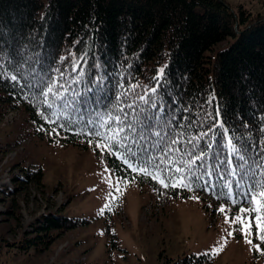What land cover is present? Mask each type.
I'll return each instance as SVG.
<instances>
[{
  "label": "trees",
  "instance_id": "trees-1",
  "mask_svg": "<svg viewBox=\"0 0 264 264\" xmlns=\"http://www.w3.org/2000/svg\"><path fill=\"white\" fill-rule=\"evenodd\" d=\"M0 102L24 110L42 137L93 147L126 181L162 187L139 171L159 165L162 178L190 185L164 187L173 198L236 210L248 186L264 181V14L224 0H0ZM88 222L47 213L0 244L46 252ZM205 262L192 254L163 264Z\"/></svg>",
  "mask_w": 264,
  "mask_h": 264
},
{
  "label": "rangeland",
  "instance_id": "rangeland-1",
  "mask_svg": "<svg viewBox=\"0 0 264 264\" xmlns=\"http://www.w3.org/2000/svg\"><path fill=\"white\" fill-rule=\"evenodd\" d=\"M224 1L235 11L244 6L264 14V0ZM39 131L24 110L0 102V240L20 239L47 213L89 222L46 252L19 253L2 242L4 264H163L192 254L209 256L204 264H264L253 247L264 249L255 228L250 245L219 211L223 205L231 218L238 208L196 195L173 198L164 187L126 181L93 147L49 140ZM105 204L110 207L100 215Z\"/></svg>",
  "mask_w": 264,
  "mask_h": 264
},
{
  "label": "snow or ice",
  "instance_id": "snow-or-ice-1",
  "mask_svg": "<svg viewBox=\"0 0 264 264\" xmlns=\"http://www.w3.org/2000/svg\"><path fill=\"white\" fill-rule=\"evenodd\" d=\"M12 80H16V77L13 76ZM53 91H54V85L49 84L47 87V92H43L42 94L45 97H47L48 93H52ZM115 119L119 120V117H116ZM95 134L97 136H100L101 140L106 139L103 135H101L99 131H97ZM155 135L159 136L160 133L156 132ZM107 139L110 140L111 137H107ZM173 143H176V141L173 140ZM229 143L231 144V141H229ZM104 146L108 149H111L112 147L111 144H106ZM97 147H101V144L97 143ZM232 150H233V153H236V154L240 153V149L235 147V145H233ZM128 151L133 156L137 155L135 152H132L130 148L128 149ZM122 157H123V154H122ZM123 158H124V162L128 164V167L132 168L133 171H137V168L133 167V165L129 163L127 157H123ZM197 159H200V157H197ZM239 159L241 161H245L244 155L240 154ZM151 163H152L151 161H146V164H151ZM185 163L187 164V167L189 169V175H191L192 174L191 164L194 163V161H188ZM156 169L157 170L155 173H151L149 172V168L147 166H141L139 168V171L143 172L145 175H151L153 179H156L162 185V187H165V188L169 186L176 187L178 184L183 187H190V185L184 184V179H186V177L182 176L179 179H177L175 177L165 176L164 178H162L161 173L166 172L167 168L165 167L164 169H161L159 165H157ZM183 171L184 169L181 167L175 168L176 173H182ZM230 174L236 175L237 174L236 169H232ZM262 175H264V173H262ZM245 177H246V174L241 175L240 181H243ZM196 179H200V177H196ZM166 180L169 182H166ZM240 181L236 182L237 187H240ZM225 186L229 189L227 196L229 197V199H232V191H231L232 182L229 181L228 184H226ZM109 196H111V193H109ZM245 197H246V200H244V203H242V205L237 209L236 213H234L231 218H229L227 214V210L223 205L219 208V211L222 214H224L225 223L229 224L230 227L232 225H238V228L235 230L241 232V234L245 237L246 243L250 245L253 244L252 240L249 237L253 235V227H254L256 238L261 242V244H264V181L250 184L248 186L247 192L245 193ZM232 203L236 204L237 201L235 199H232ZM245 204L246 206H244ZM109 207H110L109 204H105L104 207L100 209L99 214L103 215L104 209L109 208ZM228 235L231 236L232 231H229ZM253 247H255L257 251L261 252V254H264V249H261L260 245H253ZM221 250H222L221 248H215L213 249V252L218 254L219 251Z\"/></svg>",
  "mask_w": 264,
  "mask_h": 264
},
{
  "label": "bare ground",
  "instance_id": "bare-ground-1",
  "mask_svg": "<svg viewBox=\"0 0 264 264\" xmlns=\"http://www.w3.org/2000/svg\"><path fill=\"white\" fill-rule=\"evenodd\" d=\"M14 110V109H13ZM178 113V112H177ZM181 114V113H180ZM218 115V114H217ZM182 117V116H181ZM208 117V116H207ZM217 117V116H216ZM203 118V117H202ZM218 118V117H217ZM181 121V120H180ZM212 121V120H211ZM178 125V124H177ZM187 125V124H186ZM175 126V125H174ZM210 127V126H209ZM186 128V127H185ZM183 132V131H182Z\"/></svg>",
  "mask_w": 264,
  "mask_h": 264
}]
</instances>
